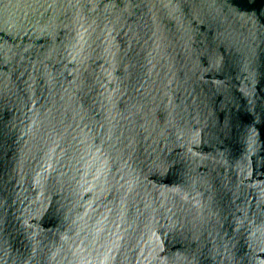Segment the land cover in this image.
Here are the masks:
<instances>
[{
  "label": "water",
  "instance_id": "obj_1",
  "mask_svg": "<svg viewBox=\"0 0 264 264\" xmlns=\"http://www.w3.org/2000/svg\"><path fill=\"white\" fill-rule=\"evenodd\" d=\"M0 264H264V0H0Z\"/></svg>",
  "mask_w": 264,
  "mask_h": 264
}]
</instances>
